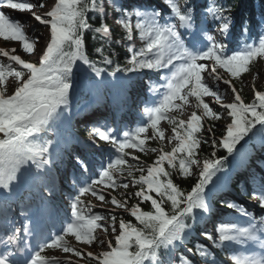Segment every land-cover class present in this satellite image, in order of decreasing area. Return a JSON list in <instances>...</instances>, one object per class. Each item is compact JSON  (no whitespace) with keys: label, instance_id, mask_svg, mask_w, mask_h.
<instances>
[{"label":"snow or ice","instance_id":"1","mask_svg":"<svg viewBox=\"0 0 264 264\" xmlns=\"http://www.w3.org/2000/svg\"><path fill=\"white\" fill-rule=\"evenodd\" d=\"M161 5L54 0L49 10L38 13L36 8L48 7L46 0H0V7L28 12L48 31L41 50L40 37L26 35L19 21L0 11V37L18 41L24 53L37 56L36 62H30L14 54L15 49L0 48V56L7 58V63L0 61V264H198L197 258L202 264H217L210 247L227 248L232 264H264V216L257 218L242 204L227 198L219 200L221 210H234L245 218L247 226L218 223L212 230L204 228L200 232L210 244L197 240L192 247H185L193 239L198 218L212 212L211 197L226 191L217 181L227 174L229 156L235 155L245 138L259 136L264 141V90L257 89L253 76L249 86L253 100L246 103L235 85L250 73L253 63L264 61V33L229 52L208 33V28L216 25L227 39L234 26L230 6L216 0L202 11H197L194 0L191 4L184 0L182 5L177 0H161ZM109 17L122 30L120 39H114L106 23ZM97 18L101 23L94 27L91 21ZM260 19L264 25V13ZM88 33L96 45L95 58L87 50ZM137 37L142 42L139 48L133 43ZM113 45L124 46L123 65L114 59ZM143 72L162 73V83L147 81L148 90L157 97L154 106L144 109L147 122L121 136L110 127L102 130L104 126H93L92 143H96L92 137H98L111 146L114 154L100 163L94 175L90 174L88 160L73 155L80 170L79 175L75 170L71 174L76 194L69 198L70 212L57 229L51 223L56 194L52 170L64 157L60 142L45 134L56 135L70 115L78 78L98 88L108 78L123 81L129 79L127 74ZM9 78L14 81L10 93ZM209 79L227 86L230 102H225V94L218 87L210 86ZM208 97L224 110L223 114L213 110ZM186 105L194 109L187 120L170 115ZM222 119L229 122L217 140L215 125L206 126L205 121ZM161 121L173 125L171 136L159 126ZM206 133L212 134L210 141L205 139ZM151 140L159 141L160 147H149ZM165 141L176 143L165 151ZM202 143L210 144L211 158L199 157ZM218 148L226 150L228 156L217 157ZM128 149L158 155L143 165ZM173 173L185 178L195 174V183L183 189L174 182ZM252 180L255 186L250 199L264 211V176L258 182L255 177ZM130 186L137 190L127 192ZM120 189L125 191L119 197L112 194ZM87 194L100 204H111L130 214L135 223L123 217L117 220L113 212H94L96 206L83 199ZM242 194L249 195L248 189L244 188ZM129 197L137 203L129 206ZM148 203L150 208L145 210L142 204ZM98 229L104 233L103 238ZM70 238L85 247L99 245L100 250L85 251ZM232 245L239 250L233 251ZM46 249L70 255H44Z\"/></svg>","mask_w":264,"mask_h":264},{"label":"rangeland","instance_id":"2","mask_svg":"<svg viewBox=\"0 0 264 264\" xmlns=\"http://www.w3.org/2000/svg\"><path fill=\"white\" fill-rule=\"evenodd\" d=\"M151 1H155V0H148V2L145 1V0H142V1H139L138 3L139 4H142V5H146V6L162 7V5H160L161 4V0H158L159 3L157 1H155V2H151ZM261 1H262V3H261ZM188 2H189V4H191V3H193V0H188ZM207 2L209 4H211L213 2V0H210V1L207 0ZM53 3H54V1H52V3L50 4L49 9L53 5ZM126 3H128V0H126ZM177 3H179V4L182 5L184 3V0H177ZM194 3L196 5V7H197V11H202L200 9L199 5H197L198 2H196V0L194 1ZM128 4L135 5V2L134 1H131ZM201 8H203V7L201 6ZM49 9H47V10H49ZM259 10H262V11L264 10V0H240L239 3H238V9H237V11L235 13H232V19H233V25L234 26H233L230 34L228 35V38L227 39H224L223 38V35L218 30L217 31H218L219 34L218 33L215 34L214 32L212 33V31H211L210 32V35H213L214 39L216 38V35H217V39H215V40L218 43H223V44H226L227 43L228 44V47L227 48L229 49V52H231L232 50H237L244 43H251V42H253V38L254 37H257L258 38L259 34L264 33V25L261 24V19H260L262 13L259 14L260 13ZM35 11L41 13V9L40 8H36ZM244 11H248L249 12V15L251 16L253 25L251 23L247 27L244 24L240 23L241 22L240 21V16L242 15V12H244ZM257 12H258V14H257ZM107 20L110 22V25L113 28H115L117 30H120L114 24V21H113V19L111 17H109ZM31 21H32L31 24L29 26L27 25V28H30L29 29L30 32L29 33H26V35L31 36V37H35L36 35H38V37H40V41L39 42H40V47H41V50H42L45 47V41H46L47 36H48V31L44 27L45 28V33H43V30L41 29L43 26L37 24L32 18H31ZM214 26H216V25H214ZM235 26L237 28H235ZM245 28L248 29L247 32L244 31ZM211 30H212V28H211ZM46 33H47V35L44 36L43 34H46ZM242 38H245V39L242 40ZM133 43H135L138 48L142 46V42L138 39V37L136 39H134ZM10 47H12L13 49H16V53H18V55H20L21 57H23L27 61H30V62H36L37 61V56L29 55V54L23 52V50L20 47L18 41H13L12 43L5 44V45L0 43V48H2V49L8 50V48H10ZM0 61L7 63V58L0 56ZM254 69L255 70L258 69V72L260 73V75H256L257 72L255 74ZM220 71H221V75H224L223 70H220ZM144 74H146V73H144ZM152 75L153 74H150L151 77H152ZM146 76H148V75H146ZM253 76H256L255 84L257 86V89L258 90L264 89V61H259V62L253 63L252 66H251L250 73L244 74L243 75V79L241 80L242 89L245 90L246 93L251 94L252 97H253V93L250 91L249 86L253 83V80H252V77ZM131 78H132V76H131ZM136 78H138V81H140V82L143 81V77L142 76L134 75V79H136ZM224 78L227 79L228 77L225 75ZM10 80H11V78H9V80L7 81V83ZM150 81L153 82V80H150ZM112 84H114V83H112ZM209 84L214 89L218 87L219 91L222 94H225V102H230L231 101L232 95H231L230 90L227 88L226 85H224L222 82H212L210 79H209ZM85 85L87 86V83H85ZM88 86H90V85L88 84ZM138 86H140V85H138ZM83 87H84V85H83ZM148 87H149V85L146 84L145 89L147 90ZM131 88L132 89L135 88L134 87V84L131 86ZM85 91L86 90H84V91H78V93L74 96V99L71 101V107L70 108L71 109L72 108H75V109L79 110V112L83 116V118L80 121L76 122L77 123V126H80V127L82 125L84 126V124H83L84 122H94V123H91V124L92 125H94V124L97 125L98 124V126H104L102 130H107V128L110 127V128L113 129V132L115 134H117L118 133V130H117L118 124H117L116 121H112L111 124H110V126H109L108 124H106L108 122H101L100 119L97 120V113L99 112V110H103L104 114H107V105H106V103H104L103 109H99V108L96 109V108H94L93 105H91L90 103L89 104L87 103L88 100H89V98H90V96L89 95H85ZM84 97H86V99H84ZM206 100L209 101L210 104H214V106H216V109H220L222 114L224 113V111L222 110V108L218 104H216L212 100L211 97L206 98ZM130 103H131L130 100H128L127 103H125L124 100H122L121 102H119V104H117V103H110L109 108H112L113 109V112H114V115H115L117 113V111L119 110L118 107L119 108H121V107L123 108L124 107V109H127L128 105ZM114 104H116V105H114ZM93 111H95L96 113H94V114L88 113V112H93ZM192 111H193V108L190 105H186L181 110L172 111L170 113V115L171 116H178V117H180L181 120H187L188 116L191 114ZM137 113L139 115H142L143 120L141 122H139V121L136 122L135 121L134 122V128L137 127L138 125L142 124V123H146L147 122V117L144 114V109H141V110L140 109H137ZM220 121L222 122V124H221ZM220 121H212L213 123L216 124L215 126L217 128H215V129L218 132H220L222 130L221 126H224L223 124H225L228 120L222 119ZM129 126H130V123H127L126 125H120V127H119L120 132L123 133L124 131H129ZM159 126L162 129H164L165 132H168L170 134V136L172 135V131H171L172 127L167 124V121H161ZM59 129L66 130L65 121L61 125H59ZM90 135H91V133H90ZM90 135H88V137ZM48 139H50V138H48ZM94 139L96 141H99L98 137H94ZM100 142H102L104 145H102V147H100V149L97 150L98 153H96L95 155L98 156V158H99L98 160H99L100 163L102 161L106 163L109 155L114 154V150L111 149V146L108 145V144H106L105 142H103V141H100ZM260 142H261V139H260ZM262 142L264 143V141H262ZM175 143L176 142L173 141L172 144L170 145V144H168L167 141H165L163 145L165 147L171 149V147L174 146ZM246 144L247 143L244 142L242 145H240L238 147V151L235 153V155L232 156L234 159H239V157L244 152V147L245 148L247 147ZM60 146L61 145H59V147ZM127 151H129L130 153H132V154L135 155V153H136L137 150L128 149ZM70 153L71 152H66V150L64 149V151H63V157L64 158L63 159L66 162H75L74 159L72 158V156L70 155ZM83 158H85L86 160H88L89 161V165L91 166V163L93 162V160L91 159L89 150L86 152V154L83 155ZM239 162L240 163H237V164L234 165L233 173L241 174L243 178L245 177L244 178V181L245 182L248 181V182H250V183H252L254 185L253 180L250 179V177H256V176H258L259 175V172H258V170H256V168L258 166H262V165L260 163H257L258 166L257 165L256 166H252V165L246 164L244 162V160L243 161L240 160ZM90 172L96 173L97 172V169H94V168L90 167ZM194 176H196V175L194 174ZM227 179H228L227 178V175H223V176L220 177V179H219V181H217V183L219 185L224 186L225 189H227V185H225V181L228 182ZM125 182H127V181H125ZM56 187H57V185H56ZM226 194H227L226 191H224V192L219 193V195H213L211 197V199H217V200L225 199L226 198V196H225ZM235 200L236 199H234L233 201H235ZM238 200H237V202H238ZM87 201H91L92 204L95 205L96 207H101L102 206V204H100L98 201H96V199L94 197H92L90 194L87 197ZM57 203L61 206V209L62 210L58 209L56 203L53 202L54 214H53V218H52L51 223H54L56 225V228L58 229L60 227V222H59L57 213H62V215L65 216L67 213L70 212V208L67 205H63L62 204L63 202H61V199H58L57 200ZM239 203L242 204L251 214L254 215V213H255L256 215H258L257 217L264 216V211H262L257 206V203L255 201H251V203H247V202H245V200L241 199V201ZM247 205H249V206H247ZM112 207H114V206H112ZM212 211H214V210H212ZM214 213H215V211H214ZM218 214L224 216L225 219H233L234 220L233 223H237L241 227H246L247 226V223H246L245 218L239 216L238 214L235 215L234 212H231V211L230 212H227V213L218 212ZM229 221H231V220H229ZM231 222H228L226 220L225 223H231ZM215 225H212L211 226L212 229L214 228ZM209 229L211 230V228H209ZM100 236L103 238L104 237V233H100ZM109 238H110V229H109ZM201 238H202V240H204L203 237H201ZM73 244H74V242H73ZM76 246L77 247L85 248V251L97 252V251L100 250V246L99 245H96L95 247H91V248L90 247H85L84 245H80V244L79 245H76ZM231 248H232L233 251L239 250V246H236V245H232ZM224 251L227 253V251H229V250L227 248H225ZM43 254L44 255H55V256H57L59 258H63L66 255H70V254L63 253L62 251L50 250V249H46ZM228 259L230 260V256H228ZM80 264H84V262L81 261Z\"/></svg>","mask_w":264,"mask_h":264},{"label":"trees","instance_id":"3","mask_svg":"<svg viewBox=\"0 0 264 264\" xmlns=\"http://www.w3.org/2000/svg\"><path fill=\"white\" fill-rule=\"evenodd\" d=\"M239 1L240 0H216L217 3L224 4L226 6H230L231 9H232V13H235L237 11ZM204 5H206V4L204 3ZM240 19H241V23L245 24L246 26H249V22H251V20H250L251 17L249 15V12H245V11L242 12V15L240 16ZM91 22L93 23L94 27H98L100 25V23H101V21L99 20V18H97L95 20H92ZM106 23L112 28V32H113L114 39H120L121 34H122V30H117V29L113 28L110 25V22L108 20L106 21ZM91 36H92L91 33H88L87 34L86 45H87V50H88L90 56H93V49H94V46H96V45H95V42L92 41ZM5 44H6V42H4V45ZM11 49H13V48L12 47L8 48V50H11ZM15 51H16V49H15ZM111 51H113V52L116 53L114 59L119 64L123 65L125 63V55H126L124 46L123 45H113ZM93 58H95V57L93 56ZM81 82H82V79H79L78 78L76 89H77L78 85L81 84ZM235 85H236L238 91H241V95H242V98L244 99V101L246 103L252 102L253 97L251 96V94L246 93L245 90L242 89L241 80H236L235 81ZM261 90H264V89H261ZM210 106L213 108L214 111H217V112L221 113V110L220 109H216V106H214V104H210ZM176 119L177 120H181L180 117H176ZM227 122H229V121H227ZM226 123L223 124L224 126H221L222 130L220 132L216 131V129H215V128H217L216 126L214 127L213 132H214V136H215V138L217 140L222 135ZM168 124L171 127H173V125L170 124L169 122H168ZM209 124L216 125L212 121L206 120L205 121V125L207 126ZM221 124H222V122H221ZM50 133L53 134L52 132H50ZM62 135H63L62 138H60L61 141L63 143H66V145H68V142L65 139V136H67L68 134L67 133H62ZM212 138H213L212 134H207V133L205 134V139H208L210 141ZM246 140H247V148L245 149L246 151H244V153L242 154L241 158L244 161H246L247 163L254 164V163H257V161H260L261 163L264 164V148H262L261 146H257L255 144H253V142H251L252 140H255V142L258 143L259 140H260V137L259 136H250L248 138H245L244 141H246ZM244 141H242V142H244ZM148 146L149 147H152V148H159L160 147V142L157 141V140H151V141H148ZM164 150L165 151H170L171 149H168L167 147L164 146ZM211 152H212V148H211L210 144H203L202 143V145L200 147V151H199V157L201 159L211 158V155H210ZM216 154H217V157H220V156H228V153L226 152V150L220 149V148H218L216 150ZM136 155L139 156L140 161H142L143 164L146 165V164L151 163L155 159V157L158 155V153H150V152L149 153H140V152H138ZM234 161L235 160H233L231 158V156H229V159H228V161H227V163L225 165V168L227 169V174H229V175L232 172V167H233ZM129 163L135 164V161L129 160ZM61 166H62V163L61 162H58V163L55 164L54 168H56V171H61L60 170V167ZM262 171L264 172V169H262ZM134 174L137 175V176L139 175L138 172H136ZM262 176H264L263 173H262ZM173 180L181 188L188 190L195 183L196 176L193 175L191 177L185 178V177H181V176L173 173ZM68 181L71 182V179L69 178L67 181H65L63 179L61 180V183L63 184V186L67 190H69V187H68V184H67ZM245 185L246 184H243V188L240 187V185L238 184V182H236L235 186L233 185L237 189V196H239L240 199H242V196H243L242 190L245 188ZM136 190H137L136 187L130 186L129 189H127V192L134 193ZM123 191H125V190L124 189H120L118 192H115V193H112V194L117 195L119 197V193L120 192H123ZM63 195L65 196V194H63ZM88 196H89V194L85 195L83 197V199L85 201H87V197ZM247 199H249V198H247ZM66 201L68 202V201H70V199L67 198ZM129 201H130L129 206H131V204L137 203V200L135 198H132V197H129ZM210 204L213 207L214 206L216 207L217 205L220 206L219 201H216V200H213ZM142 207L145 210H149L150 203H148V204H142ZM93 211L94 212H99L101 215H108L109 212H113V214L117 215V220H119L120 217H123L124 219H126V220H132L135 223L134 218H132L130 216V214L123 212V210H121V209H115L114 207H112L111 204H103V207H100V208L96 207V208L93 209ZM189 223H192L191 220L189 221ZM97 231H98V234L99 235H100V233H103L102 230H99L98 229ZM193 233H194L193 239L186 245V247H192L193 244L197 242V240H199L200 242H203L205 244H210L209 242L206 243L205 241H202L198 237V234L200 233V229L198 227V223H195L193 225ZM70 242L71 243L74 242L75 246L76 245H79V244H76V242L72 238H70ZM88 247L91 248V246H88ZM50 250H58V251H61L59 249H50ZM210 251L212 253V256L217 260V264H228L226 255L221 251V249L214 248V247H210ZM180 252H183V250L181 249ZM179 254L180 253H177V255H179ZM197 261H198V264H202V262L199 261V258H197ZM83 262H84V264H88L87 261H83Z\"/></svg>","mask_w":264,"mask_h":264},{"label":"bare ground","instance_id":"4","mask_svg":"<svg viewBox=\"0 0 264 264\" xmlns=\"http://www.w3.org/2000/svg\"><path fill=\"white\" fill-rule=\"evenodd\" d=\"M52 1L54 0H46L47 3V8L45 9H41V12L46 11L47 9H49L50 4L52 3ZM134 1L135 4H137L140 0H128V3ZM157 1V0H155ZM155 1H151V2H155ZM33 2H35V0H33ZM119 2H121V0H119ZM262 3V1H261ZM0 11H4L6 15H8L11 19L15 20V21H19L21 24H27L28 26L31 24V15L28 12H20L18 10H12V9H8L6 7H0ZM259 14L263 13L264 10H259ZM40 13V12H38ZM258 14V12H257ZM212 24L209 25L208 28V33L209 30L211 31L210 27ZM235 28H237L235 26ZM30 28H28L27 33L30 32L29 30ZM43 30V33H45V28L44 26L41 28ZM234 30V29H233ZM236 30V29H235ZM44 36L47 35L43 34ZM38 36V35H36ZM35 36V37H36ZM39 49H41L40 47V42L38 45ZM254 72L256 74V72H258V69H254ZM260 77V76H259ZM133 81V79L129 76V79L127 80H123L121 81L119 78H116L115 80H113V78H108L105 83H103L102 85H100L98 88H94L91 86H88V83L86 81L83 82L84 87H83V91H85V95H89L90 98L88 100V104L90 103L91 105L94 106V108L96 109H100L101 107L103 108L104 103L109 104V103H117L119 104V102H121L122 100L126 99L129 100L131 98V82ZM156 81L160 84L159 80H155L153 83L155 84ZM85 83H87V86L85 85ZM114 83V84H112ZM8 92L10 93L14 87V81L11 79L8 83ZM121 84H123V86H121ZM133 95V94H132ZM123 98V99H122ZM144 104L149 105L150 100L149 97L146 96L144 97ZM116 105V104H114ZM90 110V109H89ZM88 113H96L95 111L93 112H88ZM89 114V115H90ZM83 118V116L81 115V113L79 112V110L75 109V108H70V115H68L67 119L65 120V124H66V130L75 133L76 129L80 126H77L78 121H80ZM86 122H84L83 124H85ZM166 136H170V134L168 132H165ZM48 138L52 139V135L50 132L45 134ZM61 145V144H59ZM63 147V145H61ZM60 146V148L64 151V147L62 148ZM53 175V172H52ZM231 220L233 223L234 220L233 219H228Z\"/></svg>","mask_w":264,"mask_h":264}]
</instances>
